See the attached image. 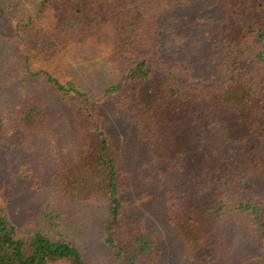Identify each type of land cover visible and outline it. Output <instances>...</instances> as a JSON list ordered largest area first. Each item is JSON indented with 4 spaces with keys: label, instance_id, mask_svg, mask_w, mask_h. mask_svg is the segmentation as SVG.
<instances>
[{
    "label": "trees",
    "instance_id": "trees-1",
    "mask_svg": "<svg viewBox=\"0 0 264 264\" xmlns=\"http://www.w3.org/2000/svg\"><path fill=\"white\" fill-rule=\"evenodd\" d=\"M30 1L23 17L1 1L0 13L26 73L53 89L69 120L58 129L34 97L0 109V138L42 145L54 175L29 230L18 228L0 197V264H87L64 234V202L102 209L104 240L119 264L158 263L159 241L133 214L152 194L127 193L128 173L99 109L106 100L136 123L152 172L167 182L160 187L167 218L189 260L221 264L230 233L240 229L250 249L239 264H264V0L213 1L206 75L164 49L167 13L200 0ZM88 48H100L99 63L116 76L99 98L50 64L69 71Z\"/></svg>",
    "mask_w": 264,
    "mask_h": 264
},
{
    "label": "rangeland",
    "instance_id": "rangeland-1",
    "mask_svg": "<svg viewBox=\"0 0 264 264\" xmlns=\"http://www.w3.org/2000/svg\"><path fill=\"white\" fill-rule=\"evenodd\" d=\"M0 1L16 18L23 17L31 6L30 0ZM213 1L184 3L167 13L164 20V49L167 57L192 60L201 75L212 71L203 42L207 26L216 14ZM110 31L108 28L107 33L105 32L107 37H110ZM79 54L81 59L72 61L69 71L60 62L53 61L50 64L53 63V68L57 71L74 73L91 96L99 98L109 84L116 82V76L99 63L100 48L82 49ZM29 97L45 103L53 120L58 121V129L66 126L69 120L67 108L59 102L51 87L26 73L24 56L18 52L17 40L10 23L0 13V109L14 108ZM99 109L128 173L127 193L131 198L152 194L134 207L133 214L145 219L149 230L159 241L160 259L157 264H194L185 253L178 232L168 221L164 189L160 188L167 182L159 181V177L152 172L148 148L136 123L111 100L101 102ZM18 143V138H0V197L5 200L8 212L18 228L26 231L32 226L31 221L38 210L41 192L54 179V175L50 169L49 157L44 154L43 149H39L42 145L36 149H26ZM38 184L43 187L42 190L38 189ZM63 205L69 215L64 234L80 248L87 264H119L104 240L102 209L67 202ZM228 240L221 264H239L250 245L240 229H234Z\"/></svg>",
    "mask_w": 264,
    "mask_h": 264
}]
</instances>
